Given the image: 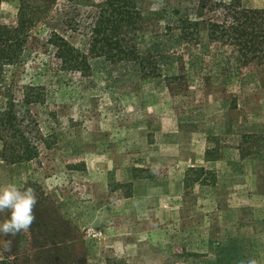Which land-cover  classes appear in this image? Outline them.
Masks as SVG:
<instances>
[{"label": "rangeland", "instance_id": "rangeland-1", "mask_svg": "<svg viewBox=\"0 0 264 264\" xmlns=\"http://www.w3.org/2000/svg\"><path fill=\"white\" fill-rule=\"evenodd\" d=\"M17 7L1 0V22L14 24ZM138 7L143 70L92 57L70 30L60 33L88 69H64L43 27L0 70V108L28 87L44 94L28 107L38 158L0 159V186L38 198L27 232L0 235L3 264H264V63L240 66L208 43L211 16L195 0ZM179 18L199 21L197 45L181 44Z\"/></svg>", "mask_w": 264, "mask_h": 264}, {"label": "trees", "instance_id": "trees-1", "mask_svg": "<svg viewBox=\"0 0 264 264\" xmlns=\"http://www.w3.org/2000/svg\"><path fill=\"white\" fill-rule=\"evenodd\" d=\"M195 1L200 12L211 16L205 26L208 43L230 49L240 66L264 63V8H246L243 0ZM141 20L138 0H18L14 24L0 20V70L21 62L31 35L37 36L41 27L64 69H88L87 55L60 33L70 30L87 35L92 57L135 62L143 70L136 44ZM177 22L181 44L197 45L199 21L179 18ZM22 96L17 103L6 99L0 108V159L9 165L29 163L40 153L42 135L28 107L42 104L44 94L38 87H28ZM4 258L12 260L7 253Z\"/></svg>", "mask_w": 264, "mask_h": 264}, {"label": "clouds", "instance_id": "clouds-1", "mask_svg": "<svg viewBox=\"0 0 264 264\" xmlns=\"http://www.w3.org/2000/svg\"><path fill=\"white\" fill-rule=\"evenodd\" d=\"M37 203V194L31 187L21 188L15 183L0 186V214L8 213L0 221V235L15 237L27 232L36 220Z\"/></svg>", "mask_w": 264, "mask_h": 264}]
</instances>
